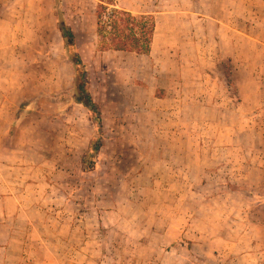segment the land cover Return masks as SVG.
Instances as JSON below:
<instances>
[{
  "label": "rangeland",
  "instance_id": "obj_1",
  "mask_svg": "<svg viewBox=\"0 0 264 264\" xmlns=\"http://www.w3.org/2000/svg\"><path fill=\"white\" fill-rule=\"evenodd\" d=\"M60 1L102 129L54 0H0V191L24 190L0 264H264V0H115L153 16L148 55L101 51L97 1Z\"/></svg>",
  "mask_w": 264,
  "mask_h": 264
},
{
  "label": "trees",
  "instance_id": "obj_2",
  "mask_svg": "<svg viewBox=\"0 0 264 264\" xmlns=\"http://www.w3.org/2000/svg\"><path fill=\"white\" fill-rule=\"evenodd\" d=\"M96 1V37L101 51L136 55H148L151 52L155 32V20L152 15H134L130 11L118 8L115 0ZM60 4V0H54V16L74 73L72 88L68 93L73 104L82 106L87 111L91 122L100 132L101 111L89 92L87 71L77 52L74 35L65 22ZM101 146L99 140H91L82 161L84 170L90 171L94 168L92 159L98 155Z\"/></svg>",
  "mask_w": 264,
  "mask_h": 264
},
{
  "label": "crops",
  "instance_id": "obj_3",
  "mask_svg": "<svg viewBox=\"0 0 264 264\" xmlns=\"http://www.w3.org/2000/svg\"><path fill=\"white\" fill-rule=\"evenodd\" d=\"M179 99V98H178ZM1 180V179H0ZM12 184V183H11ZM20 187H21V184H20ZM3 189H4V191L3 192H1L0 191V198H1V196L2 195H6L7 194V196H3L2 198H1V202H4V203H10V202H12V201H17L18 203V208H17V210H15V211H23V204L21 203L22 201H23V198H24V190H22L21 191V188L19 189V195H15V192H14V190L12 189V187H10V186H6V185H4L3 186ZM19 200H18V199ZM3 211V210H2ZM5 225H7V224H5ZM3 226L2 228H4V229H6L7 227L6 226ZM9 233H7V238H9Z\"/></svg>",
  "mask_w": 264,
  "mask_h": 264
}]
</instances>
